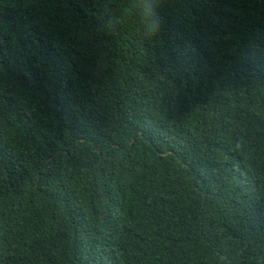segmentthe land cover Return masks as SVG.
Wrapping results in <instances>:
<instances>
[{
    "label": "trees",
    "instance_id": "1",
    "mask_svg": "<svg viewBox=\"0 0 264 264\" xmlns=\"http://www.w3.org/2000/svg\"><path fill=\"white\" fill-rule=\"evenodd\" d=\"M0 0V264H264V0Z\"/></svg>",
    "mask_w": 264,
    "mask_h": 264
},
{
    "label": "clouds",
    "instance_id": "2",
    "mask_svg": "<svg viewBox=\"0 0 264 264\" xmlns=\"http://www.w3.org/2000/svg\"><path fill=\"white\" fill-rule=\"evenodd\" d=\"M163 0H130V4L121 10L120 23H126L130 17L135 19L137 35L144 41H150L159 35L163 26L161 5Z\"/></svg>",
    "mask_w": 264,
    "mask_h": 264
}]
</instances>
